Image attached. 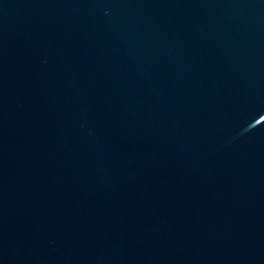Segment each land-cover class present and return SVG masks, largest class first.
<instances>
[{"label":"water","instance_id":"water-1","mask_svg":"<svg viewBox=\"0 0 264 264\" xmlns=\"http://www.w3.org/2000/svg\"><path fill=\"white\" fill-rule=\"evenodd\" d=\"M0 264H264V0H0Z\"/></svg>","mask_w":264,"mask_h":264}]
</instances>
